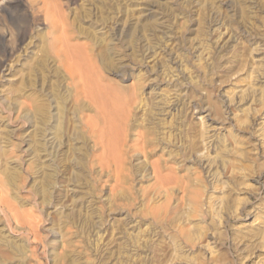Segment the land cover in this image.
Here are the masks:
<instances>
[{
	"label": "rangeland",
	"instance_id": "374dc122",
	"mask_svg": "<svg viewBox=\"0 0 264 264\" xmlns=\"http://www.w3.org/2000/svg\"><path fill=\"white\" fill-rule=\"evenodd\" d=\"M55 3L65 14V23L70 24L66 26L69 44L82 48L86 45L85 51L92 54L101 74L121 88L124 96L135 91L141 93L139 97L149 103L146 108L150 112L154 101L164 99L165 92H171L170 106L165 105L163 114L152 117L162 133L178 137L172 150L180 149L182 138H190L183 126L199 128L202 125L200 128L205 129L210 146L217 139L229 137L230 141L225 142L231 152L228 159L233 160L237 170L240 168L237 173L242 171L239 175H245V179L233 193L235 202L231 210L234 211L228 215L223 213L228 216L227 227L221 225L219 232L229 229L224 241L219 240L217 231H209L200 246L201 256L204 264H264V0H55ZM29 5L28 0H0V101L5 100V104L14 96L10 87L23 80L30 62L42 58L53 41L49 34L51 29L43 19L31 24ZM21 21L32 25L28 26L30 29L26 27L27 36L23 34L27 29ZM106 51L112 62L108 69L101 64V55ZM150 54L156 56L148 59ZM60 60L55 55L49 59L44 74L46 81L42 82L41 74L38 90L51 92L48 84H53L59 85L58 93L72 91V81ZM137 106L133 116L135 114L134 122L139 124L148 116L144 109L137 110ZM75 108L70 103L74 126H79V116L94 114L86 106L85 111L74 115ZM244 120L246 123H241ZM170 121L176 123L178 130L170 127ZM20 126L19 135L32 131L29 124L23 122ZM134 133L131 131L128 136L130 142L136 138ZM73 137L68 157L58 163L63 172L60 171L55 187L57 199L52 202L44 204L41 198L30 197L31 186L37 180L31 174L35 172L36 163L30 160L32 156H25L24 166H32L34 170L30 174L22 173L25 183L20 196L30 195L25 197L27 202L22 209L34 210L42 217L38 230L41 239L34 240L28 231L12 233L5 229L8 232L4 234L10 236L8 239H15L11 242L24 244L23 257L26 256L27 261L23 257L20 261L15 251H11L10 259L0 264H122L119 258L132 252L135 255L132 264H151L146 247L136 251L124 242H128V232L145 239L150 236L152 178L138 174L126 188H114L113 178L101 172L94 162L96 151L88 133ZM14 142L18 143L15 138ZM28 143L21 144V154H27ZM203 152L187 161L180 160L183 165L180 175L185 168L197 170L200 167L208 180L213 181L214 165L210 167L211 158L202 159L206 150ZM241 153L246 157H240ZM215 155L213 151L210 157ZM140 161L133 159L132 164ZM221 178L220 183L225 182L223 189L227 190V177ZM211 190L217 195L221 193V190ZM197 221L203 226L207 224V220L201 218ZM236 233L245 237H238ZM121 242L126 246L125 251L119 250ZM183 253L193 255L188 248ZM123 263L131 264L126 260Z\"/></svg>",
	"mask_w": 264,
	"mask_h": 264
},
{
	"label": "bare ground",
	"instance_id": "6f19581e",
	"mask_svg": "<svg viewBox=\"0 0 264 264\" xmlns=\"http://www.w3.org/2000/svg\"><path fill=\"white\" fill-rule=\"evenodd\" d=\"M28 2L30 3L29 6H31L29 7L32 16L31 24L34 25L40 19H43L51 29V33L49 34L52 35L53 41L49 44V51H44L42 58L31 60L28 73L23 77V80L19 83H14L10 87L14 96L11 99L8 98L10 101L6 99V102L8 101L9 104L3 103L5 100L0 101V262H7L10 259L9 253L11 251H15L14 253H16L19 259H22L24 255V244L15 241L11 242V239H15H8L10 236L4 234L7 230L12 233L21 230L28 231L34 240L41 239V237H38L40 235V233L38 235V230L39 223H41L39 213L42 211H39L38 217L36 212H33L34 210L32 212L23 210L25 209L23 208L25 206L24 203L27 202H25V197L30 195L28 193V196H20L23 183H25V181L23 182L22 173L30 174L34 170L32 166L25 167V156H32L30 160H32V163H36L35 172L31 174L37 180L31 186L32 195L30 197H39L44 204L52 202L56 198L57 190L55 187L57 180L60 173L63 172L60 170L59 161H65L68 157L70 151L69 143L72 141L73 136L77 135L79 137L83 133H88L96 151L94 162L98 165L101 172H106L109 177L113 178L115 182L114 188H126L125 186L131 184L138 174L143 178L151 177L153 181L151 193L149 194V201L152 204L150 212V236H148V239H145L146 237H143V239L140 234H129L128 232V242L124 243H127L133 249L135 248L136 251L142 247L143 249L146 247L149 250L148 252H150L151 264H168L176 261L204 264L200 246L204 243L209 231H217L219 240L224 241L223 237L229 229L222 233L219 232L220 226L227 227L225 221L228 216L225 217V215L231 212V209L234 207L235 197L232 198L233 193L243 185L245 179V175H239L240 172L243 173L242 171L237 173L240 168L237 170L236 165L234 166L233 164V160L228 159L231 152L228 146L225 145V142L230 141L229 137L217 139V142L210 146L209 143L207 144L209 137L206 136L205 129L200 128L202 125H199V128H197L190 125L188 127L183 126V124L182 126L186 127L185 132L188 130L190 138H182L180 140L182 141L180 149L178 148V151L175 148L172 150L171 147L178 137L174 136L176 134H169V132H166V134L162 133L160 126H158L159 124L153 121V117L163 112L165 105L170 106L171 92H165L164 99L154 101L153 104L151 103L152 105L149 109L151 111L149 112L146 108L149 103L140 99L142 97H139L142 95L141 93L135 91L132 95L124 96L121 88L114 86L101 74L102 72L99 71L101 69L95 62L92 54L90 53L89 55L85 51L86 45L83 47V50L80 45L69 44V32H67L69 28L67 30L66 26L68 27L70 24L68 23L67 25L65 23L67 22V18L65 21V14L61 13V7H56L55 0H28ZM40 4H43V6H40ZM22 23L24 24V29L32 26H29L30 23L26 21ZM23 34L27 36L28 29ZM104 52V55H101V64L105 69H108L111 67L112 62L108 57V52L106 51L107 54ZM245 54L246 51L244 52V57ZM53 55L61 59L60 61L63 63L66 74L72 81V91L67 90L58 93L59 85L55 87L53 84H48L50 90L52 89L48 93L42 88L41 90L36 88L41 74H43L41 76L42 82L46 81L44 76L45 70L49 66V59ZM150 55L148 59L152 58L155 54ZM166 64H163V67H166ZM164 70L166 69L164 68ZM7 90L9 93V88ZM1 91L3 93V90ZM5 97L7 96L5 95ZM70 103L76 107L74 115L81 114L86 106L94 114L92 116H79L80 124L79 126H74L72 113L69 109ZM135 106H137V110H145L144 114L148 116L145 117L144 115L145 119L139 124L134 122L135 114L133 116V111L136 109ZM183 111L181 110V112ZM246 121H241V123H246ZM16 122H18L17 125H15ZM23 122L29 124L32 131L19 135V130H22V126L20 125ZM170 123V127L176 124L173 121H170ZM176 128L175 126L173 129ZM131 131L136 132V134L134 133L136 138L130 142L128 136ZM28 137L29 140L27 141ZM14 138L18 143L14 142ZM26 142H29V147L25 155L21 154L22 150H20V146ZM64 148L69 149L64 151ZM205 150L206 153L202 159L205 157L211 158L209 159V163L210 167L214 165L213 174L211 175L213 176V181L208 180L205 171L202 168L200 169V167L197 170L191 167L185 168L183 170L184 173L180 175L179 172L183 168V165H180L182 162L179 163L180 160L187 161L189 157L196 156ZM213 151L216 153L214 158L213 156L210 157ZM139 157L143 160L140 161ZM240 157L245 158L246 156L241 153ZM133 159L135 161L137 159L140 162L132 164ZM193 164L196 165L195 160ZM61 168L63 169V167ZM66 170L68 169L66 168ZM221 176L223 178L227 177V190L223 189L225 182L220 183L221 180L219 178ZM211 189H214V191L221 190L220 195L215 194ZM238 204L239 201H236V205ZM224 212L226 213L225 215L223 214ZM199 218L209 220L210 222L206 221L207 224L203 226L200 223L201 221H197ZM43 219L45 220V218ZM92 223L91 220L88 222L89 227L93 226ZM122 226L120 229H122ZM236 236L245 237L241 233H236ZM21 237L20 239L23 238ZM100 239L102 241V237ZM123 239L124 237H122ZM16 240L18 241V239ZM122 244L123 242L120 243L119 250L125 251L123 249H126V246L124 247ZM185 248L191 250L193 255H184L183 250ZM119 252L121 253V251ZM126 255H122L119 258L120 263L125 264L123 263L125 260L131 264L135 263L133 261L135 257L133 252ZM25 257L23 258L26 260ZM11 259L13 260L12 257Z\"/></svg>",
	"mask_w": 264,
	"mask_h": 264
}]
</instances>
